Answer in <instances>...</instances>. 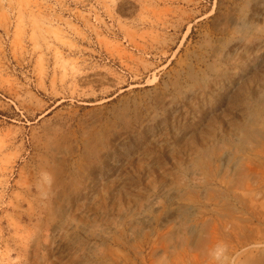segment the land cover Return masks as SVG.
<instances>
[{
  "label": "rangeland",
  "instance_id": "rangeland-1",
  "mask_svg": "<svg viewBox=\"0 0 264 264\" xmlns=\"http://www.w3.org/2000/svg\"><path fill=\"white\" fill-rule=\"evenodd\" d=\"M0 264H264V0H0Z\"/></svg>",
  "mask_w": 264,
  "mask_h": 264
},
{
  "label": "clouds",
  "instance_id": "clouds-1",
  "mask_svg": "<svg viewBox=\"0 0 264 264\" xmlns=\"http://www.w3.org/2000/svg\"><path fill=\"white\" fill-rule=\"evenodd\" d=\"M217 255H219V253L217 252Z\"/></svg>",
  "mask_w": 264,
  "mask_h": 264
}]
</instances>
